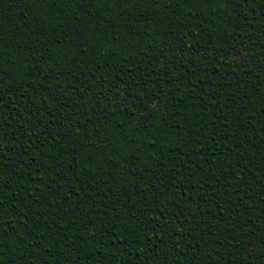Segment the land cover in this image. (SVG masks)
<instances>
[{
	"label": "trees",
	"instance_id": "trees-1",
	"mask_svg": "<svg viewBox=\"0 0 264 264\" xmlns=\"http://www.w3.org/2000/svg\"><path fill=\"white\" fill-rule=\"evenodd\" d=\"M0 264H264V0H0Z\"/></svg>",
	"mask_w": 264,
	"mask_h": 264
}]
</instances>
